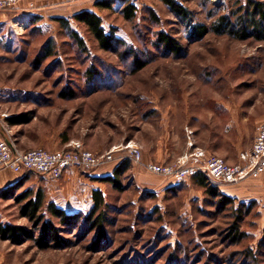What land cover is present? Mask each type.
<instances>
[{
    "label": "rangeland",
    "instance_id": "rangeland-1",
    "mask_svg": "<svg viewBox=\"0 0 264 264\" xmlns=\"http://www.w3.org/2000/svg\"><path fill=\"white\" fill-rule=\"evenodd\" d=\"M121 1L98 13L107 31L115 28L147 62L137 72L123 47L117 52L101 48L72 17L71 28L86 49L53 18L29 14L1 24L0 138L22 150H62L80 141L95 153L133 141L143 155L147 148L152 156H166L169 147L170 157L155 163L174 164L187 151L190 126L195 146L229 163L240 162L264 121V40L235 38L213 26L223 14L236 19L247 0H179L193 12L189 22L161 0H133L138 14L126 19ZM194 23L208 25L209 31L196 39L190 29ZM160 30L182 43L180 53L158 44ZM50 47L54 54L46 58ZM72 90L74 96L67 95ZM11 116L24 120L12 124ZM149 174L158 181L148 177L147 186L129 170L120 189L104 181L105 238L84 221L62 226L44 205V218L62 227L63 244L42 248L31 238L13 243L0 237L3 263L264 264V194L219 205L193 179L180 186L147 169ZM29 185L22 181L0 198V221L38 235L39 227L22 212L26 199L20 193ZM242 202L253 204L240 211ZM236 225L245 233L241 239L232 237Z\"/></svg>",
    "mask_w": 264,
    "mask_h": 264
},
{
    "label": "trees",
    "instance_id": "trees-1",
    "mask_svg": "<svg viewBox=\"0 0 264 264\" xmlns=\"http://www.w3.org/2000/svg\"><path fill=\"white\" fill-rule=\"evenodd\" d=\"M163 1L172 12L176 15L184 18L186 21L193 20V12L181 3L179 0H161ZM117 0H97L96 6L99 10L105 9H113L114 3ZM123 2L121 10L126 19H133L138 14V5L133 0H122ZM150 13L156 22H158L159 17L157 13L150 8ZM236 13V11H234ZM236 19H232L229 17L230 15L223 14L216 21L213 26V30L219 33H228L235 38L239 39H247V38H255L258 40H264V2L261 0H247L246 3H241L238 7ZM35 15V14H34ZM36 16V15H35ZM53 19L60 22V24L69 29L71 36L75 38L76 42L80 47L86 49V43L83 38L79 37L78 32L71 28L70 19L66 17H52ZM72 18L78 23L83 24L87 27V30L93 34V36L98 40L101 48L105 50H114L118 51L120 47H123L124 53L127 56L133 57V72H137L144 68L147 64L145 60L139 57L138 52L130 46L122 36L118 35L115 28H111L110 31L103 25L102 14L91 11V10H82L80 12L75 13ZM1 26V24H0ZM191 35L196 39L204 36L208 31L209 27L206 24L194 23L191 26ZM158 44L162 45V47L171 52L172 54L180 53L183 49L182 43L172 34L160 30L157 33ZM53 47L48 48L46 50V58L50 57L54 54ZM92 71V70H90ZM98 74L97 71L93 73L92 76ZM93 78V77H92ZM74 96L75 92L69 91L67 95ZM64 96V95H63ZM12 124H16L18 121H23L24 119L9 117L8 119ZM132 165V160L129 157L124 158L115 168L114 174L109 176H104L99 178L102 181H108L112 183L116 188H122V175L124 172L129 170ZM27 175L25 176V178ZM192 179L200 186L204 187L206 191L212 195L213 197L218 198L219 205L225 206H233L236 202L237 198L227 195L221 191L219 185L211 184L207 181V179L203 175H194ZM16 182L9 186L2 193L3 196H7L13 192L18 184L22 182ZM185 181L181 183H176L181 186ZM20 186V185H19ZM22 195V199H26V203L22 205V212L25 216H28L31 220L34 221V226L39 227V234L37 235L35 231L32 229H28L24 226L13 224V223H4L0 221V237L3 239H9L13 243L22 242L24 238L34 239L38 245L42 248L60 245L63 244L64 238L61 237V228L57 226L52 219H45L44 213L41 210L46 206V209L50 212L54 217L59 218L60 224L62 226H77L79 221H84L89 224V226L93 228H98V233L100 237H106L107 232L105 228V224L107 222V210L108 203L106 202L104 193L102 189H94L93 190V206L88 212L78 211V212H67L64 208L59 206L54 201H47L46 194L42 188H39L38 191L32 195V190L27 189L20 193ZM253 204V203H252ZM241 203L240 211L244 210V206H248L247 209L252 205ZM239 212V211H237ZM239 225L234 227L233 238L241 239L242 234L245 235L244 232L239 231ZM237 233V235H236Z\"/></svg>",
    "mask_w": 264,
    "mask_h": 264
},
{
    "label": "built area",
    "instance_id": "built-area-1",
    "mask_svg": "<svg viewBox=\"0 0 264 264\" xmlns=\"http://www.w3.org/2000/svg\"><path fill=\"white\" fill-rule=\"evenodd\" d=\"M23 1L32 0H0V9L12 8ZM186 130L190 137L192 130L188 127ZM188 146L189 149L174 164L152 162L144 166L174 183H181L198 174L203 175L209 183L219 186L258 177L264 172V121L258 127L252 149L242 151L238 163H229L221 156L208 154L203 148L195 146L192 139L188 140ZM118 156L120 159L127 156L139 165L143 164L142 150L133 141L115 146L107 152L95 153L80 141L62 150L42 147L22 150L11 139L0 138V170L9 168L15 172L35 171L59 177L70 167L96 169L119 160Z\"/></svg>",
    "mask_w": 264,
    "mask_h": 264
},
{
    "label": "crops",
    "instance_id": "crops-1",
    "mask_svg": "<svg viewBox=\"0 0 264 264\" xmlns=\"http://www.w3.org/2000/svg\"><path fill=\"white\" fill-rule=\"evenodd\" d=\"M97 0H32L23 1L24 4L17 8L0 9V24L10 23L23 16L29 14H38L42 17H66L71 18L75 13L82 10H91L98 12L99 8L96 6ZM190 128V126H189ZM1 137V136H0ZM195 139V132L190 137L186 132V146L189 149L188 140ZM82 141V140H81ZM85 143V142H84ZM102 147L95 151H100ZM52 150H58L53 148ZM169 147L167 148V155H150L147 148L144 149L143 164H132L129 172L133 173V177L137 183H145L147 186V178L158 181L157 176L147 175V168L144 164L155 162L159 159H168L170 156ZM185 153V152H184ZM182 152V155L184 154ZM181 156V155H180ZM179 157V156H178ZM123 159L115 160L104 164L96 169L84 170L73 166L64 171L59 177H54L51 174L37 173L35 171H21L15 172L12 169L4 168L0 170V198L5 193L6 189L12 184L23 180V183H30L29 189L35 188L36 193L39 188H42L48 197V201H54L59 206L64 208L67 212H78L90 210L93 206V190H104V181L99 178L114 174L116 166ZM27 177L25 178V176ZM192 180V177L186 181ZM170 181V180H169ZM37 183V184H35ZM171 184H176L170 181ZM35 185V186H34ZM42 185V186H40ZM221 191L227 195L236 197L237 199H262L264 194V173L258 177H249L243 181L234 184L220 185ZM4 223H7L4 221ZM4 255L0 253V264H4Z\"/></svg>",
    "mask_w": 264,
    "mask_h": 264
}]
</instances>
